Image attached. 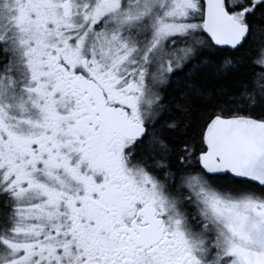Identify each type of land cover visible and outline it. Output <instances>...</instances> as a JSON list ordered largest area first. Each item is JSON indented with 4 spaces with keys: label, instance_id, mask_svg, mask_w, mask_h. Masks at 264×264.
Segmentation results:
<instances>
[{
    "label": "snow or ice",
    "instance_id": "snow-or-ice-1",
    "mask_svg": "<svg viewBox=\"0 0 264 264\" xmlns=\"http://www.w3.org/2000/svg\"><path fill=\"white\" fill-rule=\"evenodd\" d=\"M0 264H264V0H0Z\"/></svg>",
    "mask_w": 264,
    "mask_h": 264
}]
</instances>
